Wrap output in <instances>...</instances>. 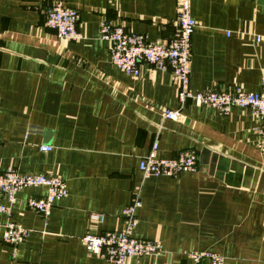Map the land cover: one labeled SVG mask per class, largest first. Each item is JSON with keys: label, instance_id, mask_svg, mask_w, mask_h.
<instances>
[{"label": "crops", "instance_id": "1", "mask_svg": "<svg viewBox=\"0 0 264 264\" xmlns=\"http://www.w3.org/2000/svg\"><path fill=\"white\" fill-rule=\"evenodd\" d=\"M55 1L0 0V173L53 174L67 185L46 219L26 205L44 195L38 187L22 189L9 216L0 212V264H109L89 254L81 236L120 229L135 189L142 204L133 236L158 241L162 252L125 264H191L193 251L218 253L224 264H264L258 119L248 108L223 115L190 101L180 118H164L163 108H179L170 71L141 63L137 77L127 75L100 39L106 19L166 43L177 0H59L79 13L77 40L46 26ZM190 7V88L258 92L264 0H190ZM156 139L159 157L192 151L197 170L144 178L138 163ZM45 145L51 150H39ZM8 219L29 230L16 248L2 241Z\"/></svg>", "mask_w": 264, "mask_h": 264}, {"label": "built area", "instance_id": "2", "mask_svg": "<svg viewBox=\"0 0 264 264\" xmlns=\"http://www.w3.org/2000/svg\"><path fill=\"white\" fill-rule=\"evenodd\" d=\"M79 13L61 1H55L46 11L45 24L58 38L77 40L81 34L77 29ZM176 31L166 43L147 41L142 34L129 32L121 22L102 19L99 22L100 39L110 43V59L125 74L137 77L141 63H147L159 70L170 71L177 82L179 108H163L164 118L178 119L181 109L190 101L198 106H206L227 115L231 108H248L258 119L257 132L261 151L264 154V76L258 92L246 91L241 87L193 91L190 88L191 38L196 26L191 15L190 0H177ZM260 38L256 37L255 41ZM39 150L49 151L50 146H40ZM198 168L196 155L189 150H181L171 158H161L157 154V139L150 150L140 158L138 169L142 176L175 177L182 172H194ZM44 188L39 197H29L27 208L46 219L54 203L67 195L65 180L58 175L42 173H22L8 168L0 173V212L10 215L11 205L16 195L24 188ZM142 201L139 190H133L129 203L122 210V227L99 234L86 233L81 242L89 254H102L109 264H125L128 258L159 255L162 245L155 240L136 238L133 230L137 224L136 212ZM98 215L93 214L94 219ZM29 235V230L20 223L8 219L3 225L2 241L16 248ZM191 264H224V257L215 252L193 251L187 254Z\"/></svg>", "mask_w": 264, "mask_h": 264}, {"label": "water", "instance_id": "3", "mask_svg": "<svg viewBox=\"0 0 264 264\" xmlns=\"http://www.w3.org/2000/svg\"><path fill=\"white\" fill-rule=\"evenodd\" d=\"M51 58L49 57V60H50Z\"/></svg>", "mask_w": 264, "mask_h": 264}]
</instances>
